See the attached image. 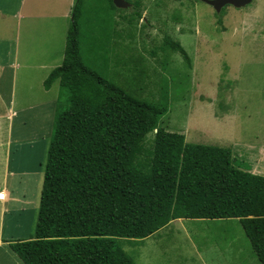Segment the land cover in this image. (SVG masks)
<instances>
[{
  "label": "rangeland",
  "instance_id": "rangeland-1",
  "mask_svg": "<svg viewBox=\"0 0 264 264\" xmlns=\"http://www.w3.org/2000/svg\"><path fill=\"white\" fill-rule=\"evenodd\" d=\"M209 1L120 0V6L112 8L109 0H79L77 7L73 0L65 21L29 28L28 34L39 30L36 39L26 37L28 27L22 28L25 37L17 47L12 43L16 23L12 0H0L1 100L9 98L13 73L16 103L12 118L0 120V134H10L12 141L24 137L21 144L32 143L33 136L50 139L57 108L66 105V92L59 95L54 81L51 90L40 95L37 75L23 78L22 57L59 65L65 38L61 28L64 22L68 28L75 8L79 55L87 67L140 101H156L164 88L167 112L158 127L182 135L186 143L225 148L232 166L248 172L258 169L254 174L264 177V156L255 157L259 165L255 168L251 154L264 145V0L237 8L224 5L218 11ZM133 11L138 18L131 17ZM164 37L179 43L187 61L160 49ZM51 38L55 39L49 47ZM12 50L21 57L13 62L18 69L9 66ZM42 96L56 97L50 120L38 119L35 109L28 110L27 104H36ZM153 135L146 136L147 150ZM16 144L12 142L10 156ZM45 161L46 155L41 166ZM41 178L39 173L37 180ZM37 204L36 199L24 217L17 218L15 209L0 211L4 217L0 264H22L7 244L32 238ZM118 243L134 264H259L236 220H174L141 241Z\"/></svg>",
  "mask_w": 264,
  "mask_h": 264
},
{
  "label": "trees",
  "instance_id": "trees-1",
  "mask_svg": "<svg viewBox=\"0 0 264 264\" xmlns=\"http://www.w3.org/2000/svg\"><path fill=\"white\" fill-rule=\"evenodd\" d=\"M75 13L61 63L42 82L48 90L57 81L67 98L53 119L33 236L8 249L22 264H134L120 239L141 241L174 220H236L264 264V177L232 166L225 148L158 127L164 88L156 101H140L87 67ZM160 49L187 61L168 37Z\"/></svg>",
  "mask_w": 264,
  "mask_h": 264
},
{
  "label": "crops",
  "instance_id": "crops-1",
  "mask_svg": "<svg viewBox=\"0 0 264 264\" xmlns=\"http://www.w3.org/2000/svg\"><path fill=\"white\" fill-rule=\"evenodd\" d=\"M72 1L73 0H52L51 4H49L48 0H12V10L16 16L15 36L13 38L14 41L12 43L16 44L17 47H19L21 41L25 36L33 37V39L31 40L36 39L37 35L39 36L40 34L39 30H37L38 33L34 32L28 34V32L31 31V29L29 28H42V25H46V22L48 21H65L68 17L69 8L71 6ZM48 12L51 13L48 14ZM26 27H28V29L27 33L24 34V36L22 35L21 31L22 28ZM61 29L64 37L67 30L65 22L63 23ZM54 39L55 38L50 39L51 42L48 43L49 47L52 46V41H54ZM12 53L13 55L9 66H13L15 64V68L18 69V64H16V62H13L15 60L20 61L19 59L21 57L19 58L18 50H12ZM22 60L24 61V64L22 65V68L24 70L22 74L23 78L25 80L31 79L32 76L35 77V75H37L36 81H38L39 86L38 93L40 89L42 92L40 93V95H46L51 90V88L49 87L48 90H44L42 87V82L45 79V76H47L52 69L59 66L60 64H54L55 66H49L41 60L37 62L36 60L31 61V58L23 59V57ZM1 71L2 67L0 66V72ZM21 85L22 84L20 81V86ZM29 89L30 88H28V92L26 94L27 99L31 98V92H29ZM8 93L9 98L5 102L1 100L0 92V120H10L14 115V111L12 109L16 103L15 97H13L15 93L13 73L11 75ZM55 100L56 97H54L53 99L48 98L47 100H45V98L42 96L41 99L36 101V104H27L28 110L35 109L36 112L34 114V117L38 119L42 120L44 116H46V119L50 120L49 114H51L52 116V109L55 107ZM3 116H6V118H3ZM22 138L24 137H19L18 140L12 141L10 134H0V193H3L4 195L3 200L0 201V211H2L3 207H6L8 209H15L14 214L17 215V218L18 216L24 217V215L27 214V210L29 209V207L35 204L36 199L37 201L39 200L42 178L40 179V181H38L37 176L39 173H42L43 175V168L45 162L43 166H41L40 160L44 159L49 144V140L46 141L44 138H40L39 136H33L34 140H32V143L30 144H28L29 142H26V144H21L20 139ZM12 142H15L17 144L14 146V151L10 156ZM247 147L252 148L251 146ZM245 152L248 153V150ZM259 153L264 156V145L258 146V148H256V150L251 153L255 155L253 157L254 164L256 163L255 157H257L259 160L261 159ZM255 165L253 166L255 168L259 166L257 164ZM257 171L259 170L256 169V171L252 170L250 172H246L255 175L254 173H258ZM11 220L12 218L10 215V221ZM3 221L4 217H0V232L3 227Z\"/></svg>",
  "mask_w": 264,
  "mask_h": 264
},
{
  "label": "water",
  "instance_id": "water-1",
  "mask_svg": "<svg viewBox=\"0 0 264 264\" xmlns=\"http://www.w3.org/2000/svg\"><path fill=\"white\" fill-rule=\"evenodd\" d=\"M114 7L120 6V0H111ZM252 0H212L209 4L218 11L224 5H231L233 7H241L249 4Z\"/></svg>",
  "mask_w": 264,
  "mask_h": 264
},
{
  "label": "built area",
  "instance_id": "built-area-1",
  "mask_svg": "<svg viewBox=\"0 0 264 264\" xmlns=\"http://www.w3.org/2000/svg\"><path fill=\"white\" fill-rule=\"evenodd\" d=\"M3 197H4L3 193H0V201L3 200Z\"/></svg>",
  "mask_w": 264,
  "mask_h": 264
}]
</instances>
